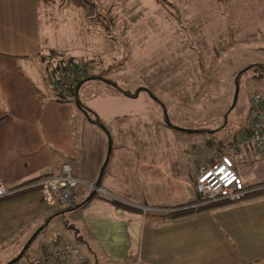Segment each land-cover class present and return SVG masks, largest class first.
<instances>
[{"label":"crops","instance_id":"1","mask_svg":"<svg viewBox=\"0 0 264 264\" xmlns=\"http://www.w3.org/2000/svg\"><path fill=\"white\" fill-rule=\"evenodd\" d=\"M166 1L171 9L177 10L164 17L171 27L170 36H176L166 39L167 50L172 51L176 44L184 42L185 48L177 51L183 57L194 58V53L204 57L207 51L206 57L222 56L224 61L220 63L219 58L213 62L204 57L207 63L211 61L208 65L212 68L216 64L218 68H229L234 52L244 49L251 50V54L264 52L263 34L259 40L263 44L255 47V34L239 30L242 27L238 23L241 18L238 10L250 5L249 0H208L201 7L200 16L189 12L196 0ZM243 1L248 4L244 5ZM45 15H42L38 0H0V178L8 185L26 184L57 173L63 163H68L76 176L94 182L105 161V144L98 145L93 151H86L77 144L75 138L81 120L78 110L81 108L74 96L62 101L50 90V74L58 72L46 71L42 62L44 50L50 48L45 34L48 24ZM85 23L82 17L80 24L86 28L88 24ZM89 32L93 36V26L86 29L85 33ZM206 33V39L212 45L204 51L198 36L204 34L205 38ZM189 36L190 41L185 43ZM122 67L124 65L119 66L120 71ZM195 69L192 67L191 73H197ZM84 82L78 86V99L79 88ZM104 90L107 92L100 94V101L93 93L86 98V105L92 112L103 107L102 95L114 103L127 96L110 83ZM98 101L101 105L94 104ZM249 120L237 130L239 140L229 143L230 147H235L231 152L248 161L252 159L248 151L252 147L248 142ZM187 133L197 136L199 142L211 137L198 129H188ZM164 154L171 156L174 151L145 153L157 158ZM190 154L191 151L179 154L188 185L186 172L193 178L198 163L188 161ZM219 154L228 155L221 150ZM118 156L119 153L116 161ZM232 162L236 173L246 183L240 174L242 169ZM168 163L167 169L174 173L171 161ZM85 172L87 175L82 174ZM104 173L105 167L99 183ZM173 185V199L167 198L166 203L172 205L192 200L191 188ZM100 187L113 194L106 186ZM83 190L77 188L74 192L75 202L87 199L81 206L88 208L82 223L77 215L70 218L71 222L64 223V208L56 202H45L36 189L0 199V245L8 243L15 250L1 264L13 262L14 255L22 248L20 255L27 251L32 257L23 264H29L33 259L43 261L57 244L65 250L64 264H101L104 261L110 264H264V194L223 202L204 211L170 219L148 215L142 210L123 211L98 196L88 199L90 193L83 198Z\"/></svg>","mask_w":264,"mask_h":264},{"label":"rangeland","instance_id":"2","mask_svg":"<svg viewBox=\"0 0 264 264\" xmlns=\"http://www.w3.org/2000/svg\"><path fill=\"white\" fill-rule=\"evenodd\" d=\"M93 1L109 19L106 29L94 27L91 36L80 24L82 16L79 9L72 5L55 6L56 23L46 24L47 47L50 48L44 50L42 62L46 71L56 73L52 72L56 68L54 65L58 61L65 63L71 56L74 59L72 64L82 63L86 74L95 77L79 88L77 102L84 108L89 109L86 98L93 94L100 101V94L107 92L104 90L107 83H115L132 97L138 94L135 98L123 96L120 102L115 103L102 95L103 107L91 112V117H99L107 133L78 108L81 120L78 121L75 138L77 144L85 147L86 151L105 144V158L109 156L98 187L106 186L113 194L100 187L104 192H97L98 197L123 211L142 210L148 215L160 216L172 210L173 207L166 202L167 198L173 199L171 191L173 183H177L184 189L191 188V199L196 205L194 187L198 167L220 150L226 151L236 167L242 169L240 174L247 184L264 183V156L250 147L248 151L252 159L248 161L231 152L235 147L229 146V143L239 140L237 130L253 114L250 98L255 92L264 97V52L251 54L252 51L247 49L234 52L229 68H218V64L212 68L208 65L211 61L207 63L206 58L213 59V62L219 58L218 63L224 58L206 57L207 48L212 45L206 39L207 33L205 38L204 34L198 36L204 51H207L205 59L200 53H194V58L183 57L177 51L185 48L184 42L176 44L172 51L166 49V39L176 36H170L171 27L164 17L177 11L171 9L166 0ZM207 2L196 0L191 5L190 14L202 15L200 9ZM242 3L247 5L248 1ZM249 4L238 10V16H241L238 23L242 27L239 30L253 32L256 47L264 43L259 42L264 35V0H249ZM190 37L185 38V43L190 41ZM120 65H124L121 71ZM192 67L197 73H191ZM56 74H50V77ZM99 101L94 104L101 105ZM188 129L202 130L211 137L199 142L197 136L187 133ZM151 151H174V155L164 154L158 158L145 155ZM181 151H191L188 161H198L193 178L186 172L189 185L183 174ZM117 153L118 161L115 160ZM169 161L174 173L167 169ZM82 174L87 175L86 172ZM77 188L79 191L84 189L83 198L90 193L83 185ZM151 206L158 209L149 210ZM87 211L85 207L65 210L62 220L71 222L70 218L77 215L82 223ZM22 249L14 255L13 262L5 264H23L30 260L29 252L20 255ZM14 252L8 243L0 245V264ZM101 264L110 263L104 261Z\"/></svg>","mask_w":264,"mask_h":264},{"label":"built area","instance_id":"3","mask_svg":"<svg viewBox=\"0 0 264 264\" xmlns=\"http://www.w3.org/2000/svg\"><path fill=\"white\" fill-rule=\"evenodd\" d=\"M85 75L86 68L82 64L74 63L64 72L49 78L50 90L55 95L69 97L75 80ZM250 105L253 114L247 124L248 142L257 152L264 155V97L255 93L250 98ZM78 185H83L90 191L104 192L95 185V182L76 176L70 164L63 163L57 173L26 184L8 185L0 178V199L28 189H36L45 202L50 204L56 202L65 208L74 203L73 192ZM194 190L197 194L196 205H201L219 200L238 201L245 198L251 189L244 186L229 156L213 153L207 163L198 167ZM64 260L65 250L61 244H57L45 260L33 259L30 264H64Z\"/></svg>","mask_w":264,"mask_h":264},{"label":"trees","instance_id":"4","mask_svg":"<svg viewBox=\"0 0 264 264\" xmlns=\"http://www.w3.org/2000/svg\"><path fill=\"white\" fill-rule=\"evenodd\" d=\"M220 2H224L226 0H218ZM62 3V4H61ZM38 5L41 8V12L42 15H45V19L47 20L48 24H53L56 21L55 18V13H54V7L55 6H67V5H72L74 7H76L77 9L80 10L82 17H84L86 23L88 24V27H86V29L90 28V26L93 27H102L104 29H106L107 25H108V17L101 11V9L98 7V5L96 4V2H94L93 0H38ZM45 13V14H44ZM44 59V54L43 57ZM73 63V57H69L68 59L65 60V63L60 64V62L58 61L56 63V65H54L56 68L52 69V72H59L62 73L64 72L67 67H69L71 64ZM58 74V73H57ZM95 77L89 76L88 74H86L84 77L76 79L74 85L71 88V93L74 95V100L77 102V89L78 86L89 79H92ZM112 85H114L117 89H119L123 94L127 95V96H132L129 93H127L126 91H124L123 89H121L120 87H118L117 85H115V83H110ZM141 88H138L137 90H140ZM143 90H146V88H144ZM57 98L59 100L62 101H68L66 96H61V95H56ZM134 96V95H133ZM78 106L86 113L87 117L89 119H91L94 123L100 125L102 128H104V125L102 124L101 120L98 117H91V110L82 107V105L77 102ZM216 148L218 150L219 147L216 145ZM228 156V155H227ZM244 186L246 188L251 189L245 197L247 196H252V195H260V194H264V183H257L255 185H250L247 183H244ZM256 187V188H253ZM99 194L96 191H90V196L88 199H91L92 197L98 196ZM87 201V199H85L84 201H79V202H75L68 206L65 207L64 210H69V209H76L79 208L81 206H83L85 204V202ZM219 202L214 201V202H209V203H205V204H201V205H194L192 200H187L184 201L182 203H176L174 205H171L172 210L167 211V212H163L160 214V217L162 218H178V217H182L184 215H188L191 213H195V212H199V211H204L212 206L217 205Z\"/></svg>","mask_w":264,"mask_h":264},{"label":"water","instance_id":"5","mask_svg":"<svg viewBox=\"0 0 264 264\" xmlns=\"http://www.w3.org/2000/svg\"><path fill=\"white\" fill-rule=\"evenodd\" d=\"M107 154H108V153H107ZM107 160H108V155H106V158H105V161H104V163H103V165H102V167H101V171H100V173H99L98 179L95 181V185H96V186H98V184H99V178H100V175H101V173H102V171H103V169H104V167H105V165H106ZM29 241H30V240L27 241V243L25 244L24 248L28 245Z\"/></svg>","mask_w":264,"mask_h":264}]
</instances>
